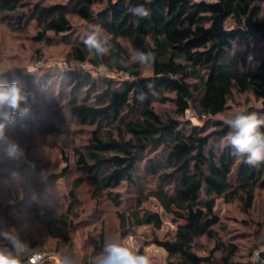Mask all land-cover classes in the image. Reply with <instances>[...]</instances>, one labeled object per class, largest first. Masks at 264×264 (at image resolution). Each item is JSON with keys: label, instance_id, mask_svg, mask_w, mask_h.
<instances>
[{"label": "trees", "instance_id": "obj_1", "mask_svg": "<svg viewBox=\"0 0 264 264\" xmlns=\"http://www.w3.org/2000/svg\"><path fill=\"white\" fill-rule=\"evenodd\" d=\"M27 1L0 0V18L20 27L25 18L19 8ZM96 1L69 0L29 10L31 20L41 26L38 39L66 35L72 29L68 17L74 16L97 22L113 46L111 55L98 58L88 53L83 42H68V67L61 81L75 94L67 101V112L89 130L85 144L73 150L75 166L97 194L108 196L122 184L134 187L136 203L122 217V226L150 225L158 230L162 223L157 214L139 212L145 200L136 171L146 153L161 151L156 159L147 160L145 172L157 179L151 197L178 226L172 238L154 243L166 252V264H205L207 259L196 255L193 246L202 237L217 240L215 200H237L250 210L256 191H264V164L251 167L228 144L212 143L227 138L231 129L226 124L218 123L217 130L202 134L190 120L184 129L179 119L189 111L200 121L219 115L232 93L251 95L262 109L249 112L264 115V0H106L104 8L95 12ZM140 5L149 10L147 18L131 13ZM135 50L154 53L151 76L141 75V65L132 60ZM84 65L122 73L127 79H96ZM21 85L29 94L31 111L32 85ZM154 102L170 103L175 115L157 113ZM28 117H15L9 129L17 130ZM29 123L41 136L55 130L49 114H37ZM79 187L74 182L61 213L47 206L32 209L33 219L58 245L71 242ZM109 199L120 206L115 197ZM91 240L93 252L101 253L104 236ZM37 247L31 245L30 256L40 253L33 252ZM137 251L144 254L142 248ZM224 251L225 257L234 254L231 246Z\"/></svg>", "mask_w": 264, "mask_h": 264}, {"label": "rangeland", "instance_id": "obj_2", "mask_svg": "<svg viewBox=\"0 0 264 264\" xmlns=\"http://www.w3.org/2000/svg\"><path fill=\"white\" fill-rule=\"evenodd\" d=\"M68 1H27L24 8H19L25 18L20 27L15 23L8 24L10 19L7 17L0 18V79L8 82L16 80L20 84L30 83L33 88L28 119L21 122L17 130H7L8 137L25 150L26 162L18 169L25 177L24 183L17 185L10 180L9 172L15 166L3 160V154L0 153V231L14 228L22 242L30 247L36 243L38 247L33 252L44 254L39 264H60L59 256L66 251L78 258L80 264H93L100 253L93 252L91 239L99 234L104 236L106 242L120 239L136 251L142 248L144 254L152 258L153 264H166V252L154 240L172 238L178 224L151 197L156 189L157 179L145 172L147 160L156 159L161 151L146 153L145 161L136 171L140 192L145 200L139 212L157 214L162 223L158 230L150 225L132 227L129 223L122 226V217H126L136 203L134 187L122 184L108 196L97 194L86 176L75 166L73 150L85 144L89 130L79 126L69 116L66 104L75 93L65 87L61 74L68 67V42H83L89 31L100 27L97 22H84L69 16L72 29L66 35L56 37L48 34L46 38L38 39L41 26L29 16V10L34 6L64 5ZM191 1L198 3L200 0ZM105 4L106 0H97L94 11H101ZM83 67L96 79H127L122 73L108 72L103 67ZM141 75L148 77L152 72L141 66ZM42 92H46V95L41 97ZM77 97L83 98V95L77 94ZM153 107L161 115H175V109L170 103L160 105L154 102ZM261 109V104L251 95L232 93L221 114L200 121L189 111L179 120L184 129L187 127V120H190L192 126L202 134H209L219 128L218 123L224 124V119L233 111ZM37 114H49L53 117L54 132L45 136L36 133L35 127L29 122ZM212 143L223 146L227 144V139H214ZM77 181L80 184L76 191L79 206L76 209L77 219L74 221L71 242L67 246L58 245L33 219L31 212L36 205L47 206L57 213L63 212L68 204V193ZM51 186H54L55 193L59 196V203L55 207L50 206L43 198L45 190ZM110 196L119 200V207L113 205ZM214 214L219 221V225L215 227L217 240L205 237L197 239L193 246L195 254L206 258L205 264H264V191H256L250 210H246L237 200L217 199ZM219 243L223 247L218 246ZM229 246L233 247L234 254L225 257L224 250L226 247L229 249ZM0 247L11 249L9 242L2 237Z\"/></svg>", "mask_w": 264, "mask_h": 264}, {"label": "clouds", "instance_id": "obj_3", "mask_svg": "<svg viewBox=\"0 0 264 264\" xmlns=\"http://www.w3.org/2000/svg\"><path fill=\"white\" fill-rule=\"evenodd\" d=\"M130 11L140 18H147L150 14L143 5L131 8ZM83 43L88 53L98 58L111 55L113 50L109 36L101 28L89 31ZM132 59L142 67L150 68L155 62V55L152 52L135 50ZM28 98L29 94L18 81L8 82L6 79H0V153L3 154V160L15 166L9 172V178L17 185L25 180L18 169L26 162V154L18 142L8 137L7 130L16 123L15 117L23 119L29 115ZM223 122L231 129L226 139L227 144L234 149L233 154L244 158L243 162L251 167L264 164V131H261L264 128V115L233 111ZM43 198L53 207L59 203L54 186L45 190ZM0 237L11 245V249L0 247V264H26L31 249L19 239L16 230L12 228L0 231ZM59 260L60 264H80L78 258L67 251L59 256ZM93 264H153V260L123 240L114 239L105 243Z\"/></svg>", "mask_w": 264, "mask_h": 264}, {"label": "built area", "instance_id": "obj_4", "mask_svg": "<svg viewBox=\"0 0 264 264\" xmlns=\"http://www.w3.org/2000/svg\"><path fill=\"white\" fill-rule=\"evenodd\" d=\"M43 258H44V254L35 253L28 258L26 264H39V262H41Z\"/></svg>", "mask_w": 264, "mask_h": 264}]
</instances>
